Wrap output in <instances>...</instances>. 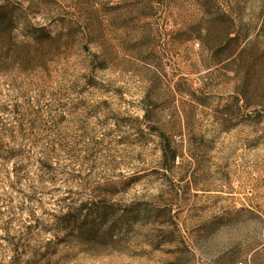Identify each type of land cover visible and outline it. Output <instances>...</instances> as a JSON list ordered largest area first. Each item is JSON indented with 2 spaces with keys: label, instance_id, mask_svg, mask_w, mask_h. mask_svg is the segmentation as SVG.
I'll use <instances>...</instances> for the list:
<instances>
[{
  "label": "rangeland",
  "instance_id": "obj_1",
  "mask_svg": "<svg viewBox=\"0 0 264 264\" xmlns=\"http://www.w3.org/2000/svg\"><path fill=\"white\" fill-rule=\"evenodd\" d=\"M0 264H264V0H0Z\"/></svg>",
  "mask_w": 264,
  "mask_h": 264
},
{
  "label": "trees",
  "instance_id": "obj_2",
  "mask_svg": "<svg viewBox=\"0 0 264 264\" xmlns=\"http://www.w3.org/2000/svg\"><path fill=\"white\" fill-rule=\"evenodd\" d=\"M6 24H7L6 18L1 19L0 27H6Z\"/></svg>",
  "mask_w": 264,
  "mask_h": 264
}]
</instances>
